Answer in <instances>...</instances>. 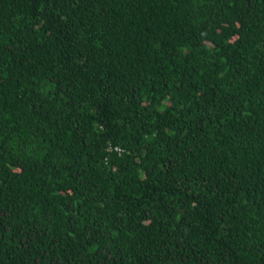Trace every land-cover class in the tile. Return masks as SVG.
<instances>
[{"label": "trees", "instance_id": "16d2710c", "mask_svg": "<svg viewBox=\"0 0 264 264\" xmlns=\"http://www.w3.org/2000/svg\"><path fill=\"white\" fill-rule=\"evenodd\" d=\"M0 264H264V0H0Z\"/></svg>", "mask_w": 264, "mask_h": 264}]
</instances>
